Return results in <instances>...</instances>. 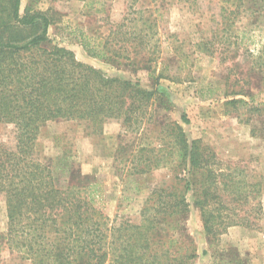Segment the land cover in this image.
Listing matches in <instances>:
<instances>
[{
    "label": "trees",
    "instance_id": "1",
    "mask_svg": "<svg viewBox=\"0 0 264 264\" xmlns=\"http://www.w3.org/2000/svg\"><path fill=\"white\" fill-rule=\"evenodd\" d=\"M21 1L0 0V122L17 130L14 150L0 146V195L5 196L8 213L4 240L10 250L32 264H196L195 242L180 233L192 205L200 211L210 249L231 227L255 225L252 216L262 213L257 202L260 179L257 182L255 176L249 182L245 169L221 168L209 146L188 139L182 125L189 124L186 115L181 123L162 124L159 145L142 147L132 158L129 176L172 172L152 188L136 218L106 216L100 206L102 184L77 171L66 152L49 163L37 158L35 144L49 122H78L98 135L115 121L122 126V136L155 125L158 111L173 108L161 81L180 82L177 72L185 59L175 53L177 68L169 65L163 56L159 15L135 10L137 0H128L129 12L107 39L94 45L84 39L82 46L108 64L127 61L148 69L153 87L110 77L55 45L49 37L53 18L30 9L21 15ZM226 1L234 3L237 15L264 10V0ZM247 1L252 6L244 8ZM217 39L215 34L197 42L196 51L212 56ZM254 66L264 74V45ZM236 95L243 98L225 105L239 116L245 109L264 118V103L254 104V94ZM258 131L264 133V123ZM212 258L213 264H244L235 253Z\"/></svg>",
    "mask_w": 264,
    "mask_h": 264
},
{
    "label": "rangeland",
    "instance_id": "2",
    "mask_svg": "<svg viewBox=\"0 0 264 264\" xmlns=\"http://www.w3.org/2000/svg\"><path fill=\"white\" fill-rule=\"evenodd\" d=\"M129 5L128 0H22L20 12L23 15L30 9L48 13L54 20L50 39L55 45L72 51L78 61L110 77L120 76L152 88L148 69L134 67L127 61L120 65L108 64L90 56L82 46L84 39L92 45L105 41L129 12ZM249 5L247 1L244 8ZM134 9L159 15L163 56L171 67L177 68L175 53L184 55L183 68L177 72L181 81H161L170 93L173 108L167 113L161 109L156 114L155 125L127 136L120 135L122 126L115 121L108 122L98 135L78 122H49L41 128L35 144L37 158L49 163L66 152L77 171L102 184L100 206L106 216L136 218L152 188L171 177L172 172L162 169L129 176L132 158L142 147L159 145L162 124L168 120L181 123L182 115H186L189 124L182 125L190 141L201 140L209 146L223 164L221 168L245 169L249 182L256 176L262 184L257 199L262 213L252 216L255 225L231 227L218 237L211 249L200 211L192 205L193 194L188 195L191 211L182 220L180 233L195 242L196 264H213V255L223 259L231 253L237 254L244 264H264V133L257 132L264 118L252 116L245 109L240 110L243 115L239 116L231 105H225L227 100L243 98L236 95L242 91L255 95L254 104L264 103V81L261 80L264 74L254 68L264 45V10L261 14L237 15L234 3L226 0H137ZM225 26L231 29L226 30ZM215 34L218 39L212 56L196 51L197 42L211 39ZM226 38L230 40L226 42ZM171 72L175 74L176 70ZM16 145L15 126L0 122V146L14 150ZM7 230V202L0 195V264H32L8 248L4 240Z\"/></svg>",
    "mask_w": 264,
    "mask_h": 264
}]
</instances>
